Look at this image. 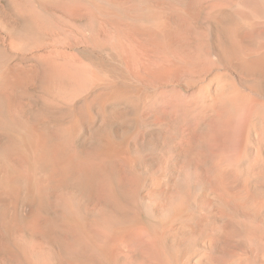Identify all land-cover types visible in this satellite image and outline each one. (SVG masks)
Instances as JSON below:
<instances>
[{
	"label": "bare ground",
	"instance_id": "bare-ground-1",
	"mask_svg": "<svg viewBox=\"0 0 264 264\" xmlns=\"http://www.w3.org/2000/svg\"><path fill=\"white\" fill-rule=\"evenodd\" d=\"M240 2L255 11L259 8L257 0ZM210 11L207 22L219 64L213 73L195 80L182 107L189 115L206 116L216 123L212 130L217 133H208L214 151L204 157L208 174L202 176L187 169L175 182L180 175L168 173L164 164L147 176L133 172L142 149L138 155L132 154V139L116 141L112 136L119 127L108 128L124 114L127 92L123 87L102 90L83 104L86 109H66L59 103L41 101L39 112L26 116L28 122L23 129L19 126L22 130L17 131L18 139L9 138L0 126V230L20 228L29 243H47L55 236H65L69 243L62 246L58 240L51 241L49 256L28 252L30 255L22 257L6 241L3 254L9 264H264V38L247 36L251 32L243 29L249 23L244 21L242 10L220 6ZM0 18L6 24L14 20L7 11H0ZM23 20L30 23V18ZM160 22L156 25L162 31ZM160 33L159 38H164ZM202 46L206 49L207 43ZM32 71L15 66L10 72L15 83L9 91L18 95L24 106L35 102L28 92L34 81ZM43 71L45 89H59L62 82L71 86L70 74ZM241 82L244 88L238 86ZM93 103L98 108L96 125L90 112ZM85 135L92 142H80ZM13 156L18 157L20 165L16 164L18 160L14 163ZM71 182L87 198H100L106 214L96 215L92 221L99 229L97 233L94 230L89 234L69 205L70 210H63L61 215H51L49 191L68 187ZM143 198L148 204L138 207ZM141 210L154 219L155 225L146 238L135 242L132 222Z\"/></svg>",
	"mask_w": 264,
	"mask_h": 264
},
{
	"label": "rangeland",
	"instance_id": "rangeland-1",
	"mask_svg": "<svg viewBox=\"0 0 264 264\" xmlns=\"http://www.w3.org/2000/svg\"><path fill=\"white\" fill-rule=\"evenodd\" d=\"M240 1L0 0V11H7L11 17H14L13 23L8 24L0 18V71L2 72L0 77V126L6 130L8 137L14 140L26 124L25 121L28 122L26 116L39 112L38 109L42 106L41 101L42 103L50 101V103H59L62 107L72 110H79L81 106L86 109L83 104L94 99V96L102 90L107 92L110 88L123 87L122 89H126L125 92H127V96L123 95L125 97L123 102L128 104H124V114L121 119L110 122L108 128L119 127L118 134L112 136V139L116 141L123 140L124 137L129 138L128 141L132 139L130 141L132 142V154L137 153L138 155L139 152H144H141L142 157L140 154L137 157L139 162H136V167H133L136 169H132L133 172L140 177L147 176L157 172L164 164L168 173L176 172L180 175L185 170L191 169L206 176L208 174V166L204 163L206 155L214 151V143L209 139L208 133L211 131L212 134L214 131L217 133L216 129L212 130L216 128V123L206 116L189 115L182 110V107L190 90L193 89L195 80L202 74L213 73V68L219 64L212 47L211 25L209 21L207 22L210 10L214 11L220 6L242 10L245 13L244 21L249 23L245 24L243 29L247 34L251 32V35H246L259 39L264 38V20L262 19L264 18V0H257L259 4L257 11L249 5H242ZM25 17L30 18L33 26L23 20ZM31 20L35 23L33 24ZM159 21H162L159 26L164 27L161 28L163 33L156 25ZM248 29L251 30L248 31ZM167 30L168 34L165 33L167 34L165 37L164 32ZM157 31L161 32L164 38H159L161 35H158ZM153 36H158L160 40L152 38ZM203 42L207 43L206 49L202 46ZM15 66L33 70L34 81L28 88L29 97L32 98V102L35 101L31 105H22L18 95L15 96L9 91L15 83L10 75L11 69ZM45 69L57 71L65 76L66 73L72 74V76L69 75L71 86L64 81L66 84L63 85L62 82L58 85L62 89L48 87L45 89L41 80ZM241 84L244 83L241 82L238 86L244 88L245 85L241 87ZM132 101L134 102L131 104ZM90 110L95 117L92 124H99L96 118L97 104L93 103ZM24 117L26 120L23 119ZM199 118L205 119L200 120ZM19 129L20 131L17 132ZM84 137L79 139L80 142H92L89 136ZM13 158L14 163L18 160L16 164L20 165L18 157L13 156ZM119 175L124 176L122 169L119 170ZM182 175L175 178V182ZM71 183L63 189L58 187L59 189L49 191L51 215L57 217L62 214L63 210L73 208L70 211L74 214L76 211L79 219L84 221L85 230L89 234H94V230L97 233L99 229L92 221L96 215L99 218L106 214L100 205V198L97 197L95 200L87 198L74 182ZM146 203L148 204V199L143 198L138 201L137 205L139 207ZM68 205L70 209H67ZM141 211L134 220L135 222H132L135 242L146 238L149 230L155 225L154 219ZM121 220L127 222L125 218ZM5 229L7 230H0V264L8 263L3 254L6 241L12 243L8 245L10 247L13 245L14 247L11 248L16 249L22 257H27L31 252L51 254L50 249L47 250L51 241L58 240L57 242H60L62 246L69 243V239L65 236H55L54 240L47 242L48 244L46 240L29 243L25 240V232L20 228ZM28 252L30 254H27Z\"/></svg>",
	"mask_w": 264,
	"mask_h": 264
}]
</instances>
